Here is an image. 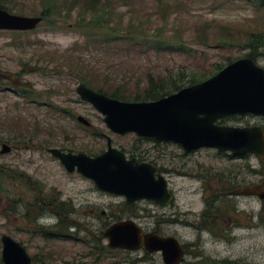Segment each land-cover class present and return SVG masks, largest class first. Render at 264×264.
Here are the masks:
<instances>
[{"label":"rangeland","instance_id":"rangeland-1","mask_svg":"<svg viewBox=\"0 0 264 264\" xmlns=\"http://www.w3.org/2000/svg\"><path fill=\"white\" fill-rule=\"evenodd\" d=\"M89 1L58 2H74L80 8ZM45 2L0 0L9 13L27 17H41ZM66 8L50 14L33 31H0V151L1 145L11 150L0 155V238L5 235L20 244L31 264H161L157 254L107 249L104 231L114 223L132 220L143 233L154 230L159 236L175 238L185 250L183 264H221L233 259L238 247H226L221 238L211 239L207 232H201L200 239L186 226L191 223L189 211L198 215L203 205L190 208L199 198V193H193L199 184L179 174L204 177L211 170L218 172L221 158L212 150L183 158L181 149L171 144H141L142 149H156L151 158L160 156L158 168L175 199L174 206L165 208L148 202L126 208L123 198L99 192L76 173L67 174L47 150L93 157L105 150L99 133L109 136L117 147H129L134 139L112 137L102 116L79 99L77 85L86 82L107 91L121 87L132 101L147 87L149 78L158 82L176 76L184 80L209 77L219 65L251 54L250 48L241 46L245 36L239 37L236 29H262L264 8L256 0H101L97 8L109 16L111 27L125 34L131 24L151 35L131 44L106 43L96 31L87 40L77 9ZM221 27L227 28L225 33ZM227 33L239 37L241 45L216 43L221 36L229 39ZM171 40L182 49L166 47ZM256 51L253 61L264 69V47ZM78 115L91 123L92 130L76 122ZM52 209L63 214L55 217ZM59 228L67 229L74 239L46 241L36 235ZM255 247L257 263L264 264V243Z\"/></svg>","mask_w":264,"mask_h":264},{"label":"water","instance_id":"water-1","mask_svg":"<svg viewBox=\"0 0 264 264\" xmlns=\"http://www.w3.org/2000/svg\"><path fill=\"white\" fill-rule=\"evenodd\" d=\"M264 3V0H260ZM42 22L40 16H20L0 8V31L29 32ZM79 99L91 105L101 116L107 130L113 134H135L155 142L179 146L185 154L207 149L217 153L230 152L244 156L253 154L264 159L262 135L248 128L221 127V118L239 115H264V69L248 57L237 59L213 76L175 93L148 102H126L78 84ZM77 122L89 127L82 116ZM94 158L84 154H67L49 149L67 174L76 173L92 182L104 194L120 197L128 207L149 201L163 208L172 197L168 185L157 170L147 164L127 161L112 149ZM5 145L1 155L8 154ZM156 176V178H155ZM110 251L158 254L161 264H181L184 251L173 237L143 234L132 220L110 225L103 233ZM2 264H31L25 249L8 236H1Z\"/></svg>","mask_w":264,"mask_h":264},{"label":"flooded vegetation","instance_id":"flooded-vegetation-1","mask_svg":"<svg viewBox=\"0 0 264 264\" xmlns=\"http://www.w3.org/2000/svg\"><path fill=\"white\" fill-rule=\"evenodd\" d=\"M76 118L77 116H75V119ZM217 124L221 125V127L253 129L256 133L262 135V142L264 143V115L233 114L221 118V121ZM82 128L90 131L92 130V125L90 123L89 127L82 126ZM98 136L102 139V142L105 143V150L100 151L96 156L103 154L107 150V140L109 138L111 148L122 153L127 161L135 160L138 164L150 165L157 170V175L162 176L161 170L158 168V160H156L160 156L158 155L157 157V155H155L154 158H151L152 154H156V149H142V145L143 147L145 145L142 143H152L158 147L163 144L169 145V143L155 142L154 139L138 137L135 134L117 135L111 133L112 137H132L134 139L132 145L124 148L120 146L117 147L113 140L105 134L99 133ZM171 145L179 147L174 144ZM2 146L3 145H1V150ZM5 146L8 147L9 154L11 151L10 147L7 145ZM181 151L183 153V158H187L189 155H195L199 150L189 154H185L182 149ZM60 152L65 153L63 151ZM214 156L216 158H221V167L218 172L211 170V175H205L204 177L192 174H179V177L193 181L196 179L199 184V189L193 192L199 193V198L193 200V205H191L190 208L196 207L199 203L203 205V209L198 212V215L193 213L192 210L189 211L191 223L186 226L195 231L196 236L200 239H202L201 232H207L209 237H212L211 239H216L217 237L221 238L222 245L239 248V251L235 253L237 255H235L233 259L227 258L222 260L221 264H259L256 260L257 250L255 246H262L264 243V240H259V237L264 236V159H259L253 154L239 156L230 152H215ZM169 194L172 197L170 205L174 206L175 199L170 191ZM142 202L152 203L149 201ZM142 202H137L131 207H128L125 203V206L126 208H134L136 204ZM51 205L53 204L50 203V206ZM56 208H58L60 212L63 211L60 206H56ZM50 214L55 217H60L63 213H58L56 209H52ZM195 216L197 217L194 220ZM64 219L65 218H62V220ZM173 223L176 224L177 222L174 221ZM217 232H219V234H217ZM143 234H155L159 236L158 232L154 230L150 233ZM182 248L185 254L184 247L182 246ZM139 251L144 252L143 249ZM183 262L184 258L181 264H183Z\"/></svg>","mask_w":264,"mask_h":264},{"label":"trees","instance_id":"trees-1","mask_svg":"<svg viewBox=\"0 0 264 264\" xmlns=\"http://www.w3.org/2000/svg\"><path fill=\"white\" fill-rule=\"evenodd\" d=\"M59 0H46V7L45 9L41 12V17L42 20L49 19L50 14H54L57 11L66 8L68 11L72 8V10L78 11V16L80 18L81 23L83 25L85 24V30L84 35L87 36V40L90 38L91 35H93V32L96 31L99 34H101L104 37V41L106 43L109 42H115L116 40H124V42H133L135 39H143L147 40L148 36H151L150 34H146L142 30H138L137 28H134L131 24L127 26L128 30L126 31L125 34L120 33L117 28H113L109 25V16L107 14H104V11L97 8V6L101 5V0H90V4H85L84 7H78L76 4H69L66 5L65 2L59 3ZM260 6L264 8V3L261 2L260 0H256ZM172 3L168 4L171 8L173 7L174 1H171ZM105 5H102V7ZM0 8L4 9L5 11L9 10L2 6L0 3ZM71 10V11H72ZM106 17V18H105ZM165 18V17H164ZM87 19V22H85ZM262 29H253V30H240V28H237L236 30L239 33V37L241 35H244L245 38L242 39L244 42L243 45L239 43L241 39L237 36H231L229 33H227V36L229 39H225L222 36L220 38H217L216 43H221L220 45L222 46H228L232 43H235L236 45H241V46H246L250 48L252 51L251 54L248 56L250 59H255V57L258 55L257 51L260 48L264 47V25L262 26ZM225 27H221V32L225 33L226 32ZM155 35L160 36V32L156 31ZM153 39L157 40L156 38L153 37ZM158 41V40H157ZM175 41V38H174ZM174 43V44H173ZM177 42H173L172 40L170 42H167L166 47H171L172 50L177 49L181 50L182 48L180 47V44H176ZM169 45V46H167ZM176 49V50H177ZM229 64V63H228ZM226 64V65H228ZM225 65V66H226ZM224 65L221 66L219 65L216 67L214 72H212L209 77L213 76L216 74L218 71H220L222 68L225 67ZM209 77H205L204 75L200 77H191L188 80H184L183 78H177V76L174 77H169V79H160L158 82L154 81L153 78H149L147 82V87L144 89V91L141 92V94L135 96L132 101L127 96L126 92L124 90L120 89L119 87L113 89L112 91H107L104 90L103 88H93L90 87L89 84L86 82H83L87 87L91 88L94 91L100 92L110 98H114L119 101H126V102H148V101H155L161 97L167 96L170 93H173L175 91H178L179 89L183 88L184 85L186 84L187 86L194 85L198 82H201ZM186 81V82H185ZM169 82V83H167ZM31 94V93H30ZM62 225H65L64 222L61 221V227ZM38 232V231H36ZM36 235H40L43 239L46 241L52 240V239H58V240H71L74 239V235L70 234L67 229L64 228H59L57 231L52 232V231H42L40 230L39 233ZM103 251V250H101ZM110 251V250H109ZM93 256V255H89ZM185 256V254H184Z\"/></svg>","mask_w":264,"mask_h":264}]
</instances>
